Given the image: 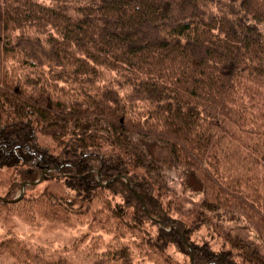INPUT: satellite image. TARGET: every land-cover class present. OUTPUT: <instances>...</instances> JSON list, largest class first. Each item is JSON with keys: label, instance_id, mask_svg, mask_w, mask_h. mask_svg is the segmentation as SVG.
Instances as JSON below:
<instances>
[{"label": "trees", "instance_id": "1", "mask_svg": "<svg viewBox=\"0 0 264 264\" xmlns=\"http://www.w3.org/2000/svg\"><path fill=\"white\" fill-rule=\"evenodd\" d=\"M1 169L20 185L63 174L55 209L93 202L111 217L118 243L88 264H136L126 233L147 256L189 250L187 227L210 215L253 226L262 245L226 232L222 248L193 245V264H264V0H0ZM188 179L201 212L184 225L168 207ZM0 251L38 264L11 239Z\"/></svg>", "mask_w": 264, "mask_h": 264}, {"label": "rangeland", "instance_id": "2", "mask_svg": "<svg viewBox=\"0 0 264 264\" xmlns=\"http://www.w3.org/2000/svg\"><path fill=\"white\" fill-rule=\"evenodd\" d=\"M38 142L40 145H46L52 149L55 144L57 145L50 136L43 133H39ZM151 149L157 157L168 164V154L164 147L153 145ZM63 176L60 173L45 175V172L41 171L39 178L34 181H23L31 183V185H20V179L15 177L14 170H0V197L9 203L5 204L0 201V242L11 239L14 244L28 247L29 253L36 257L38 264H48V258L53 261L55 258H60L67 262H75L74 264H88V259L94 257L95 249L109 246L111 243L105 244L109 241L112 242L111 246L115 242L118 243L111 239L117 232V226L112 223L113 221H110L109 215H105L103 211L99 213L96 208L99 204L92 202L87 206L85 204L70 206V209L60 206L62 211L60 208L55 209L62 203L57 199L70 194V191H67L65 187ZM35 181L38 182L33 183ZM106 181L101 179L102 183ZM179 183L180 180H174L171 184L175 186L179 195L172 200V205H175L172 206L174 207L172 211L170 207H168V211L185 225L193 219H198L196 217L201 212L202 196L200 192H196L197 186L192 179H188L191 191ZM21 191L23 193L17 201H8L18 197ZM53 198L52 204L56 206L50 207L44 204L45 200L50 203L49 199ZM175 208L176 211L173 214ZM54 209L58 210L60 214L57 217H50L52 216L51 211ZM65 209L68 210L63 211ZM209 218V222L203 224L200 223L201 221L195 220L197 224L187 227L188 240H186L192 246L208 242L214 250L222 248L226 243V232L229 236H237L252 244L262 245L260 236L253 226L237 223L227 217L216 220L210 215ZM140 224H142L140 233L150 232L151 237L156 236L158 230L153 223L142 221ZM218 224L219 228H214ZM167 229L169 230V228ZM122 231L124 232V230ZM126 234L124 241H119V243L130 245L132 255L136 257V264H193L191 245H188L190 255L186 247L169 244L161 250L149 251L147 256L144 251L136 250L135 244L131 243L133 237ZM126 241L129 243H125ZM136 246L140 247L141 245ZM17 257V254L13 257L6 253L0 254V264H23L20 263L23 262V256Z\"/></svg>", "mask_w": 264, "mask_h": 264}, {"label": "water", "instance_id": "3", "mask_svg": "<svg viewBox=\"0 0 264 264\" xmlns=\"http://www.w3.org/2000/svg\"><path fill=\"white\" fill-rule=\"evenodd\" d=\"M45 172V171H44ZM117 177H119V176H115V177H113V178H111V179H109L108 181H106L105 183H102L101 182V177H100V175L98 174V183L100 184V185H105V184H107V183H109V182H111L112 180H114L115 178H117ZM121 177H123V176H121ZM124 179H125V177H123ZM41 179V178H40ZM126 180V179H125ZM38 181H35V182H33V183H37ZM128 182V181H127ZM26 185V184H28V182H24L22 185ZM22 193H23V191H21V194L18 196V197H16V198H14V199H12V200H8L9 202H15V201H17L20 197H21V195H22Z\"/></svg>", "mask_w": 264, "mask_h": 264}, {"label": "bare ground", "instance_id": "4", "mask_svg": "<svg viewBox=\"0 0 264 264\" xmlns=\"http://www.w3.org/2000/svg\"><path fill=\"white\" fill-rule=\"evenodd\" d=\"M106 185V184H105Z\"/></svg>", "mask_w": 264, "mask_h": 264}]
</instances>
